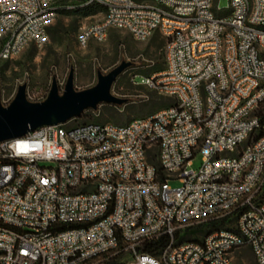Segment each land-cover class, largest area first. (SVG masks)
<instances>
[{
  "label": "built area",
  "instance_id": "2783aa9c",
  "mask_svg": "<svg viewBox=\"0 0 264 264\" xmlns=\"http://www.w3.org/2000/svg\"><path fill=\"white\" fill-rule=\"evenodd\" d=\"M229 1L87 0L104 10L78 45L111 30L161 34L164 68L133 82L175 103L123 125L73 118L0 142V264H235L242 247L264 264V0ZM57 17L55 0H0V61L48 43ZM163 235L158 255L144 251Z\"/></svg>",
  "mask_w": 264,
  "mask_h": 264
},
{
  "label": "rangeland",
  "instance_id": "374dc122",
  "mask_svg": "<svg viewBox=\"0 0 264 264\" xmlns=\"http://www.w3.org/2000/svg\"><path fill=\"white\" fill-rule=\"evenodd\" d=\"M84 1V0H81ZM229 0H218L221 8L228 7ZM103 10H98L88 16H64L59 14L50 28V40L44 46L29 45L20 55L13 59L0 61V81L2 84V101L8 105L15 97L22 84L27 85V97L31 101L44 100L51 88L53 78H57L62 92L70 74L75 73V88L83 90L98 82V73H108L123 61L131 65L119 75L112 86V93L127 98L128 102L119 109L123 120L136 118L131 110L135 104L142 105L156 98L159 93L145 86L136 85L148 75L161 71L165 65V38L156 33L145 42L136 41L124 30H111L103 42H92L87 47H80L77 35L80 27L99 20ZM110 104L102 103L96 110L88 109L81 120L72 124L96 122L97 118L108 117ZM109 122H113L111 119ZM202 164V154L193 158L192 169H198ZM173 187L180 185L172 180ZM234 220L230 223L234 224ZM228 226V224H225ZM211 228L207 222L196 223L187 228L184 234L186 240H202L209 234ZM235 264H258L251 248L242 247L234 253Z\"/></svg>",
  "mask_w": 264,
  "mask_h": 264
},
{
  "label": "water",
  "instance_id": "95a60500",
  "mask_svg": "<svg viewBox=\"0 0 264 264\" xmlns=\"http://www.w3.org/2000/svg\"><path fill=\"white\" fill-rule=\"evenodd\" d=\"M130 65V61H123L106 74L99 72L98 82L83 90L75 88V73L71 68L63 91H60L54 77L47 97L41 101L29 100L27 85L22 84L14 99L5 105L0 81V142L25 136L42 126L58 125L79 118L86 110H96L102 103L126 104L128 99L114 95L112 86Z\"/></svg>",
  "mask_w": 264,
  "mask_h": 264
},
{
  "label": "trees",
  "instance_id": "16d2710c",
  "mask_svg": "<svg viewBox=\"0 0 264 264\" xmlns=\"http://www.w3.org/2000/svg\"><path fill=\"white\" fill-rule=\"evenodd\" d=\"M55 8L58 12V15L61 14L64 16H76V15L88 16L98 10H104V7L101 4L87 3V0L84 1L55 0ZM48 30L50 33H53L50 27ZM174 103H175L174 99L158 94L156 98H152L151 100H148L147 103H144L142 105L135 104L134 106H132L131 110L136 115V118H141V117L149 116L154 112H156L157 110L169 105H173ZM120 108L121 106L111 105L108 113V117L97 118L96 122L105 123V122H109V120L111 119L113 121L112 123L117 125H123L131 121L132 119L123 120L121 118L120 115L122 112L119 111ZM81 119L82 118H77L76 120L79 121ZM150 159L154 160V155H152ZM208 224L211 228L209 233H211L218 228L225 227L226 226L225 224H227V222L225 219H223L221 221H210L208 222ZM186 237L187 236L185 234H183L182 236L176 234L175 242L180 243L186 240ZM169 243H170V236L163 235L158 240L147 243L144 247V251L151 255H158L166 246L169 245ZM120 257L121 255L118 256L117 259H115V261L111 264H118V259Z\"/></svg>",
  "mask_w": 264,
  "mask_h": 264
}]
</instances>
